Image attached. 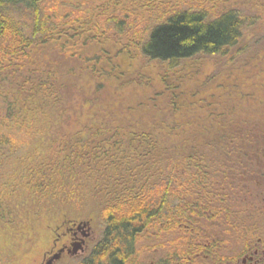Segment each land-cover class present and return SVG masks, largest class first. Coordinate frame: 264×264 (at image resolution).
<instances>
[{"label":"rangeland","instance_id":"1","mask_svg":"<svg viewBox=\"0 0 264 264\" xmlns=\"http://www.w3.org/2000/svg\"><path fill=\"white\" fill-rule=\"evenodd\" d=\"M67 1L73 4L86 0ZM87 1L88 9L80 23L74 22L68 30L72 38H67L65 51L75 49L73 37H78L74 35V29L87 32L89 25H82V28L79 25L86 21L85 13L90 8L97 11L100 5L97 0ZM118 1H121L116 6L119 9L146 14L148 2ZM197 1L157 0L155 4L177 7ZM201 1L210 4L215 13L234 10L247 16L248 22L252 21L242 35L244 52L229 66H221L216 58H195L165 73L159 63L146 62L137 49L126 47L125 39L108 33L98 36L97 41L86 47H76L79 46L77 53L85 57L86 54L90 55L88 57L99 55L102 49L107 51L100 53L104 59L116 55L109 64L101 60L110 74L102 72L92 79L85 68L94 61L52 65V76L57 83L70 86L68 110L61 108L68 104L67 94L63 99L61 94L54 96L55 101L52 95L43 99L32 90L33 84L26 85V90L20 92L23 99L14 103L22 83L16 82L8 71H0V131L24 141L21 150L8 158L0 169V264H42L45 258L59 253L61 240L57 241V238L72 223L89 222L91 235L86 252L77 256L63 253L52 263L78 264L100 236L93 202L77 207V211L63 207L42 212L33 210L36 201L32 202V194L41 177L47 178L50 170L59 168L58 159L63 157L59 153L61 134L77 138L83 127L97 128L108 124L128 128V132H151L161 136L168 145H181L183 151H176L181 155L188 156L186 151L197 145L198 151L203 153V162H206L201 166L209 167V171L224 168L230 173L239 171L245 175L244 167L254 161L256 168L250 169H255L258 180L259 175H264V0ZM54 4L60 11L72 10V6H64L62 0H50L46 8ZM102 66L96 65L94 71L99 72ZM70 68L75 71H69ZM138 75H143V83L136 78ZM251 153L257 157L253 158ZM253 186L236 187L234 184L231 191L223 188L225 196L221 202L231 207L232 212H241L238 214L240 219L251 216L246 221L249 225L255 224L258 239L264 243V210L258 209L263 204L264 184ZM215 203V206L220 204ZM249 205L256 208L245 212L242 208L248 209ZM210 227L205 231L210 233ZM236 231L219 226L215 237L221 243L213 248V264L227 261L241 264L251 240ZM176 239L181 241L179 233L145 231L136 244L133 264H158L173 250L172 242ZM187 264L210 263L209 259H201Z\"/></svg>","mask_w":264,"mask_h":264},{"label":"trees","instance_id":"2","mask_svg":"<svg viewBox=\"0 0 264 264\" xmlns=\"http://www.w3.org/2000/svg\"><path fill=\"white\" fill-rule=\"evenodd\" d=\"M97 1V11L90 8L85 13L86 21L79 24L80 28L89 25L87 32L74 29L78 37H73L75 49L65 51L67 38H72L68 30L80 23L88 9L87 0L73 4L62 0L64 6H72V10L64 12L56 4L46 8L50 0H0V71H8L22 83L14 103L23 99L20 92L26 90V85L33 84L32 90L43 99L52 95L55 101L54 96L61 94L63 99L67 94L68 104L61 108L68 110L70 86L57 83L52 65L94 61L85 68L92 79L102 72L109 73L101 60L109 64L116 55L104 59L100 54L107 53L104 49L92 57L77 53L79 46L94 43L98 36L113 32L126 40V47L137 49L144 61L157 62L168 73L195 58H216L221 66H229L244 52L242 35L252 23L234 10L215 13L210 4L201 0L177 7L142 0L148 2L146 14L119 9L118 0ZM96 65L102 66L99 72L94 71ZM142 77L136 78L143 83ZM128 131L108 124L83 127L77 138L61 134L59 153L63 157L58 159L59 168L50 170L47 178L41 177L32 194L36 212L60 207L77 211L85 203L96 204L100 236L78 264H133L140 235L151 229L182 237L180 242H172L173 250L158 264H187L205 256L209 259V232L205 229L210 225L214 232L223 225L234 228L250 243L255 242V224L246 221L252 217L240 219L241 212H232L229 206L224 211L221 208L223 188L229 190L234 184L257 186L256 171L250 169L256 166L254 161L244 167L245 175L224 168L209 171V167L201 166L206 162L197 145H192L185 156L176 152L183 151L181 145H168L161 136ZM23 142L0 131V169L21 150ZM251 155L257 157L255 153ZM215 202L220 204L215 206Z\"/></svg>","mask_w":264,"mask_h":264},{"label":"flooded vegetation","instance_id":"3","mask_svg":"<svg viewBox=\"0 0 264 264\" xmlns=\"http://www.w3.org/2000/svg\"><path fill=\"white\" fill-rule=\"evenodd\" d=\"M261 178V180H260ZM257 186L264 184V175H259V180L256 182ZM259 187V186H258ZM223 201V200H222ZM263 204L259 205L258 209L264 210V199H262ZM228 206L222 205L221 208L224 209ZM249 208L255 209L256 206H250L248 209L242 208L246 210L245 212H251ZM218 230L214 232L211 230L209 233V263L213 264L215 261L213 259V248L215 245L221 243V240L218 237H215L217 242L214 241L212 235L218 234ZM90 227L89 225H82V223H72L69 228L65 232L62 233L61 236L57 238V241L61 240V246L57 252H59L58 259L62 256L63 253H67L71 256L83 255L87 249V241L90 240ZM246 253L243 256V259L240 260L241 264H264V243L258 237L255 239L254 243H251L250 246L247 247ZM203 259L207 260L208 258L205 256ZM219 264H238L234 262L227 261L225 263Z\"/></svg>","mask_w":264,"mask_h":264},{"label":"water","instance_id":"4","mask_svg":"<svg viewBox=\"0 0 264 264\" xmlns=\"http://www.w3.org/2000/svg\"><path fill=\"white\" fill-rule=\"evenodd\" d=\"M82 225L86 226V225H88V222H83ZM58 255H59V253L54 254V255L48 257L47 259H44L42 264H52L54 260L58 259Z\"/></svg>","mask_w":264,"mask_h":264}]
</instances>
